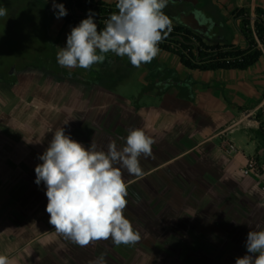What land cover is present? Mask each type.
I'll return each instance as SVG.
<instances>
[{
	"label": "rangeland",
	"instance_id": "obj_1",
	"mask_svg": "<svg viewBox=\"0 0 264 264\" xmlns=\"http://www.w3.org/2000/svg\"><path fill=\"white\" fill-rule=\"evenodd\" d=\"M44 2L47 11H42L43 7L40 8L37 0H0V7L7 9V15L0 17V72L7 73L10 69L12 70L10 76H13V84L10 87L5 79L0 78V94L9 100V103L17 99L18 107L22 106L23 101H28L27 104L35 102V95L33 97L31 94L35 91V85H38L37 95L49 106L44 125L48 127L53 125V131L62 127L66 135L86 148L94 142L97 150L107 151L109 142H120L111 137L114 133V112L108 114L104 133L92 140L91 130L82 129L84 114L81 109L76 108L83 104L84 97L88 95L84 85L77 81L45 80L44 76L33 75V72L25 69L28 63H36L43 56L50 58L52 51L49 43L47 44V36L52 37L56 45L60 34V29L57 34L52 32V26L56 29L60 24L56 17L57 12L52 8L53 0L49 2L44 0ZM173 2L185 4L189 1ZM192 4L198 10L206 11L209 16L215 11L216 14L210 17L212 19L210 25H215L212 29L214 37H218L219 30L222 29L225 38L240 39V32L233 15L231 12H225V8L219 5L220 3L216 2L213 5L207 0H195ZM164 13L171 21H177L167 12ZM250 17L251 20L254 19V15ZM259 47L263 50L260 44ZM161 54L159 52L156 57H160ZM259 65H263V57L257 63V66ZM183 68V70L173 69L179 76H184L189 70ZM72 70L77 74H86V69ZM216 73L218 72L200 71L198 76L205 78ZM193 75L197 74L193 73ZM151 78L150 76L143 78L140 67L123 63L120 69L105 75V84L114 94L129 99L132 105L137 101L142 105L156 104L158 98L150 97L148 91L155 88L154 85L158 87V84H166L167 80L158 83ZM102 95L105 97L101 101L110 102L111 95L106 93ZM91 100L94 103L99 101L97 95L88 102L91 103ZM229 111L232 116L228 125L240 116L235 109L229 108ZM45 133L46 131L42 129L45 143L42 154L53 135L52 132L47 131L51 135L45 137ZM222 138L237 147L238 150L232 151V155L236 153L245 157L260 155L259 162L262 164L260 175L256 177L250 174L253 179L243 177L239 174L240 166L234 167L232 171L222 172V167L219 170L214 166L210 168L208 163H202L203 157H200L199 160L178 164L180 166H176L175 163L173 166L165 165V168L170 166L174 168L171 171L161 168L155 172V176L145 177L144 175L147 174L145 170L152 162L149 161L150 157L141 156L140 166L144 177H134L135 184L133 182L131 187L127 186V206L123 212L140 234L139 242L133 246H116L109 239L82 247L58 234L52 226L46 234L47 238L42 241L41 249L45 252L44 257L36 264H89L101 254L104 256L105 264H235L237 257L247 254L245 248L247 233L250 230L264 228V219L260 224L258 220L255 221L256 215L264 211L258 209L255 204L264 202V150L255 129L246 125L245 121L238 122L225 130ZM117 146L120 147L118 144ZM258 149L261 150V154L257 152ZM205 167L211 169L206 177L202 176L203 173L207 175V171H204ZM225 168L224 166L222 169L226 170ZM121 170L127 185L131 182L132 175L124 169ZM166 171H169L173 177H169ZM216 173L219 176H216ZM35 179L36 177L28 176L26 193L12 192V217L16 216L15 212H25L18 209V203L25 207L28 217L36 213L35 204L42 203L45 207L43 216L49 218L45 210L48 202L45 185L41 182L39 187ZM15 205L16 209L13 210ZM247 212H250L249 216ZM243 214L247 216L242 217ZM23 262L17 260L9 264H30Z\"/></svg>",
	"mask_w": 264,
	"mask_h": 264
},
{
	"label": "crops",
	"instance_id": "obj_2",
	"mask_svg": "<svg viewBox=\"0 0 264 264\" xmlns=\"http://www.w3.org/2000/svg\"><path fill=\"white\" fill-rule=\"evenodd\" d=\"M46 1L49 2L50 0ZM103 1L112 3L117 0ZM207 1L211 4L220 3L219 5H222L225 8L224 11L228 13L236 8L245 7L250 15H254L255 7L264 8V0ZM41 2L43 3L44 0H39L40 4ZM196 9L204 17L212 18L216 14L215 11H212V16H209L206 11ZM54 10L58 12V9L54 8ZM58 20L60 23L58 28L55 29L52 26V32H56V34L60 29L56 42L57 52V47L66 45L67 35L72 28L69 25H64L61 17ZM212 32L214 30L211 29L210 39L213 38L219 42L229 40L225 38L226 36L224 37L222 29L219 30L218 37H214ZM203 40L209 42L204 37ZM230 42L235 46L242 47L245 45L241 34L240 39L236 38V40H230ZM159 52L162 53L160 57H155L150 63L140 66L143 78L150 76L158 83L167 80L166 84H158V87L154 85L155 88L148 91L151 94L150 97L155 96L158 98L156 104L142 105L137 101L132 105L129 103V99L114 94L109 90L110 87L105 84L106 74H111L120 69L123 63H130L127 57L121 58L113 53H108L102 65L85 70V75L78 74L85 82L92 80L100 83L92 88L90 87V89L84 88L87 90L86 94L88 95L84 97L83 104L76 107L81 109L84 114V127L82 129L91 130L90 139L99 138L106 129L104 124L107 125L108 123L106 122L108 114L114 112V133L111 134V137L120 140L116 144L123 145L122 137L127 135L129 129L140 128L144 130L154 140L151 146L152 156L149 159L152 164L145 170L147 173L146 175L143 174L145 177L155 176V172L161 168L171 171L174 168H172L174 163L177 164L176 166H180L178 164L194 161V159L199 160L200 157H203L201 159L202 163H208L207 165L210 168L214 166L216 170H219V168L225 166L226 170L221 168L222 172L232 171L236 166H240L241 169L247 157L237 153L232 155V151L228 147L230 141L227 142L222 138L224 133L222 131L230 125L227 124L232 116L229 108L240 113V116L234 122H231L232 124L242 120L244 113L255 107L263 98L264 53L261 56L263 57L262 66H257L260 57L258 61L244 70H207L206 72L218 73L200 78L198 75L201 70L186 67L189 72L185 70L186 74L184 76H179L177 73L175 75L171 74L172 71L175 72L173 68L183 70L184 66L175 54L161 49ZM193 73L197 75H193ZM188 76L192 77L193 83H188ZM37 86L35 85V91L31 94L33 97L35 95V102L27 104L26 98L27 102H21L22 106L18 107L16 106L17 99H13L9 103V100L0 94V255L6 256L9 263L17 260L24 261L23 263H38L45 253L41 249L42 241L47 238L48 235L46 234L52 229L49 218L43 216L45 207L42 203L35 204L36 213L32 217H28L25 207L17 202L18 209L25 210V212H15V217L11 215L12 192L16 194L26 193L28 176L35 177V166L42 163L38 159L45 144L42 129L46 131L45 137L51 135L47 133L48 129L53 130V125L48 127V125L43 124L49 106L37 95ZM104 93L111 95L110 102L101 101L105 97L102 95ZM95 94L99 101L94 103L92 102L93 99L91 103L88 102L89 99L96 97ZM77 102L80 101L77 100ZM85 103H87L86 106ZM50 108L52 107L50 106ZM68 109L69 107H67ZM96 114L100 116H93ZM243 120L246 125L251 126L255 131L257 130L253 119L246 121L244 118ZM237 150L235 146L233 151ZM261 150L258 149L257 152L261 154ZM170 164L172 166L164 167ZM210 168L205 167L204 171H207V175L203 173L202 176H208L211 172ZM169 171H166L167 175L173 177ZM239 174L253 179L242 173ZM143 175L142 177L132 175L131 182L127 186L131 187L134 177L143 178ZM217 175L219 176L218 173H216ZM38 186L41 187V184ZM255 204L258 209L264 210V202L263 204L260 202ZM19 206H22V208ZM15 209L16 205L13 207V210ZM247 213L249 216L250 212ZM247 215L243 214L242 217ZM255 218V221L258 220L260 224L264 219V211L257 214Z\"/></svg>",
	"mask_w": 264,
	"mask_h": 264
},
{
	"label": "clouds",
	"instance_id": "obj_3",
	"mask_svg": "<svg viewBox=\"0 0 264 264\" xmlns=\"http://www.w3.org/2000/svg\"><path fill=\"white\" fill-rule=\"evenodd\" d=\"M168 0H117L116 12L105 27L98 30L89 10L88 17L71 28L66 45L57 47V62L62 67L90 69L103 63L108 53L127 57L139 68L159 54V43L172 30L163 9ZM57 18L67 14L63 4H56ZM7 9L0 7V17ZM68 121L65 122L67 124ZM52 132L42 161L35 166V183L45 185L46 212L55 231L79 246L111 239L116 246H133L141 239L123 215L127 206V185L121 169L129 175L142 176L140 157L152 156L154 140L140 128H131L123 145L109 142L107 151L97 150L92 142L87 148L66 135L64 129ZM259 227V226H257ZM246 255L235 264H264V228L250 230L245 241ZM0 264H9L0 255ZM89 264H105L101 254Z\"/></svg>",
	"mask_w": 264,
	"mask_h": 264
},
{
	"label": "trees",
	"instance_id": "obj_4",
	"mask_svg": "<svg viewBox=\"0 0 264 264\" xmlns=\"http://www.w3.org/2000/svg\"><path fill=\"white\" fill-rule=\"evenodd\" d=\"M37 1L39 2V0ZM55 2L56 4H63L67 14L61 18L63 24L70 27L78 25L82 19L87 18L89 10H91L95 13L93 19L98 30H102L110 14L117 11L115 8L117 1L108 3L103 0H55ZM40 8L42 11H47L45 2H41ZM231 14L244 39L245 45L242 47L233 45L230 40L206 42L190 28L177 21H171L172 30L159 43L158 47L161 50L175 54L179 58V62L188 69L201 71L215 69L244 70L258 61L264 53V8L255 7L253 20H251L249 11L245 7L236 8L231 11ZM50 41L52 39L47 36V44L49 43L52 51L51 57L43 56L36 63H28L25 69L33 72V75L44 76L45 80L65 81L64 77L67 76L71 78L72 82L77 81L83 84L86 89L100 84L92 80L85 82L84 79L78 76L76 71L60 66L56 59L55 41ZM259 44L263 50L259 47ZM100 65L102 63L94 66ZM11 72L10 69L7 73L0 72V78L5 79L9 87L13 84V76H10ZM171 74L175 75L176 72L172 71ZM187 80L189 84L194 82L190 76L187 77ZM256 134L261 140L264 150V130L259 128L256 130Z\"/></svg>",
	"mask_w": 264,
	"mask_h": 264
},
{
	"label": "flooded vegetation",
	"instance_id": "obj_5",
	"mask_svg": "<svg viewBox=\"0 0 264 264\" xmlns=\"http://www.w3.org/2000/svg\"><path fill=\"white\" fill-rule=\"evenodd\" d=\"M167 7L163 9L167 12L171 17L176 18L177 22L182 23L186 27L190 28L194 33L198 34L199 36L203 37L207 41H214L211 38L210 31L214 28L215 25H210V17H204L203 15L199 14L196 7L192 4V1L184 3H176L173 0H168ZM193 14L194 19L198 22H195L193 17L190 16ZM71 78L64 77L65 81H71Z\"/></svg>",
	"mask_w": 264,
	"mask_h": 264
},
{
	"label": "built area",
	"instance_id": "obj_6",
	"mask_svg": "<svg viewBox=\"0 0 264 264\" xmlns=\"http://www.w3.org/2000/svg\"><path fill=\"white\" fill-rule=\"evenodd\" d=\"M244 118L246 119V121L253 119L257 129L261 128L264 130V96L255 107H253L252 109H250L244 113V117L242 118V120L230 124L228 127L223 129L222 132L233 127L236 123L244 121L243 120ZM228 147H229L230 151L235 150V146L231 142L228 143ZM259 158H260V155H258V156L257 155H251V156L247 157L245 164L240 169L241 173L243 175H247V176H250V174H252L256 177L259 176L260 171H261L260 167H262L261 166L262 164L259 162V160H260Z\"/></svg>",
	"mask_w": 264,
	"mask_h": 264
},
{
	"label": "water",
	"instance_id": "obj_7",
	"mask_svg": "<svg viewBox=\"0 0 264 264\" xmlns=\"http://www.w3.org/2000/svg\"><path fill=\"white\" fill-rule=\"evenodd\" d=\"M173 1H176V0H173ZM185 1H192V2H194L195 0H185ZM190 16L193 17V19H194L193 14H190ZM194 21H195V22H198V21L196 20V18L194 19Z\"/></svg>",
	"mask_w": 264,
	"mask_h": 264
}]
</instances>
